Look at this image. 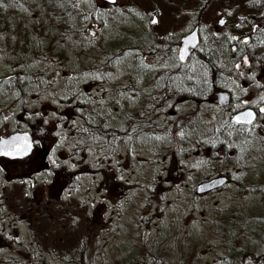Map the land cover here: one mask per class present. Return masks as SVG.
<instances>
[{
  "label": "rangeland",
  "instance_id": "1",
  "mask_svg": "<svg viewBox=\"0 0 264 264\" xmlns=\"http://www.w3.org/2000/svg\"><path fill=\"white\" fill-rule=\"evenodd\" d=\"M11 1L25 26L27 0ZM74 1L88 14L74 23L60 0L43 6L40 56L0 50V76L21 73L0 86V138L26 130L36 142L30 159L0 157V264H212L229 246L258 254L257 228L243 220L259 211L264 180L243 157L249 140L264 144L262 49L223 65L225 107L214 93L205 102L164 95L173 76L212 81L202 54L250 30L236 21L241 9L230 0ZM181 8L202 26L185 64L163 37ZM247 107L258 117L236 129L229 118ZM222 176L221 187L196 192Z\"/></svg>",
  "mask_w": 264,
  "mask_h": 264
},
{
  "label": "trees",
  "instance_id": "2",
  "mask_svg": "<svg viewBox=\"0 0 264 264\" xmlns=\"http://www.w3.org/2000/svg\"><path fill=\"white\" fill-rule=\"evenodd\" d=\"M19 1L23 2L24 0ZM56 1L57 0H42L41 5L38 0H27V5L30 7V14L27 19L26 25H21V27H19V20L13 18L14 13L12 11L11 13H9L10 5L13 6L15 3L11 0H0V50L3 48L7 49L8 51L14 53V55H16L17 57L21 58L28 54L40 56V54H42L46 49L43 48L42 42V34L46 27V21H44L42 17V8L44 5L51 7L55 5L57 6L59 3H56ZM230 1L233 3V8L241 9L244 16L239 17L238 21L243 25V27H249L253 22H257L258 24H260V26L256 30V32L252 34L250 41L246 45L240 42H235L234 40H228L226 45L221 48H206L205 53L202 54V58H204L203 65L205 66L202 68H204V71L207 72L206 75H208L210 72L213 73L214 76L211 82L207 81L206 77H204L203 74L198 73L197 71L184 75V77L182 76V78L181 76H173L172 78H170L172 84L175 86L178 92L186 91L188 96L195 95L196 98H194L196 101L200 98L201 94H203L205 99H207V96H210V93H213L217 89H228L227 83L224 81V78L221 79L220 70L222 69L223 65L228 64V62H238L245 55V51H247L249 47H260L262 49V52L259 54L258 59L262 62L264 61V0ZM60 2L64 4H61L60 6L62 11L65 9L67 10V21L70 18L72 20V23H74L77 19L82 20L88 17V14L85 13L87 16L86 17L84 15V12H82L83 9H81L82 11H80L75 7L74 0H60ZM72 11H74L75 13H73ZM58 18V16L55 18L53 16H50V19L52 21H56V19ZM62 18H64V16H62ZM13 28H19V35H15V38L12 34ZM235 29L239 30L238 28ZM25 35H29L28 37H33L36 39L29 40V38H25ZM235 43L236 49L232 50V44ZM208 70H210V72ZM235 127L236 129L238 128V126ZM219 134L223 137L225 136V132H220ZM258 144H255L253 141L249 140V145L246 146V149H248L249 152H247V154L245 155L246 158L243 157V163L248 162L250 164L248 166L258 169L257 172H254V174H257L260 179L264 180V146ZM252 146H254V148H251ZM251 163L253 165H251ZM263 216L264 194L261 198L259 211L252 215H248L247 218H244L243 220V223L252 224V227L257 228V230H254V232H256V235L260 240V252L258 254L255 255L254 253L246 249H241L239 252H235L237 250L234 247L229 246L227 254H225L220 259H217L212 264H243V257L245 255L246 257H250L254 262L259 261L258 258L264 256V230L263 228L257 226V224L258 219H263ZM188 264L201 263H198L197 261H191Z\"/></svg>",
  "mask_w": 264,
  "mask_h": 264
},
{
  "label": "water",
  "instance_id": "3",
  "mask_svg": "<svg viewBox=\"0 0 264 264\" xmlns=\"http://www.w3.org/2000/svg\"><path fill=\"white\" fill-rule=\"evenodd\" d=\"M108 3H115L117 0H104ZM153 21H157L156 15H154L151 20L150 24H153ZM225 19L221 18L219 20V24H224ZM255 27V25H254ZM254 30V28H253ZM249 40V37L246 36L243 38L244 43H247ZM199 44V34H198V27L195 26L194 29L189 32L187 35L183 36L179 47H178V53L177 57L180 63H184L187 58L192 54V52L196 49V47ZM181 56H183V59H181ZM14 74L7 75L5 77L0 76V82L10 79L13 77ZM230 100V93L228 91H218L216 93L215 102L221 106H227L229 104ZM251 113V116H248L247 114ZM257 118V113L255 109L251 107H247L241 110H238L234 112L230 120L236 125H251L255 122ZM251 121L249 123L248 121ZM33 143L31 139V135L28 131H19L11 133L7 136L0 138V156H6L9 158H23L30 154L31 150L33 149ZM226 177H216L212 178L210 180H206L204 182H201L197 186V193H204L207 191H211L213 189H216L220 186H222L226 182Z\"/></svg>",
  "mask_w": 264,
  "mask_h": 264
},
{
  "label": "flooded vegetation",
  "instance_id": "4",
  "mask_svg": "<svg viewBox=\"0 0 264 264\" xmlns=\"http://www.w3.org/2000/svg\"><path fill=\"white\" fill-rule=\"evenodd\" d=\"M204 6H205V4H203ZM182 12L179 14V15H174V14H172V15H170L171 17H170V21H169V24H168V26H167V29H166V33H165V35L163 36L164 38H165V40L168 42V43H170V47H171V49H172V51H173V53H174V55H175V58L176 59H178L177 58V51H178V47H179V44H180V41H181V39H182V37L183 36H185V35H187L189 32H191L193 29H194V27L195 26H197L198 27V34H199V44H198V46L196 47V49L192 52V54L188 57V59H187V61H186V63L190 60V58L195 54V52L197 51V49L200 47V33H201V31H202V26L200 25V23L197 21V22H193L192 24H190L189 23V21H188V19H187V13H186V10L187 9H180ZM202 11V10H201ZM154 15H156V17H157V21L155 22V23H153V24H150L151 26H154V27H157L158 26V22H159V20H158V15H157V13H156V10L155 11H153L152 12V15H151V18L154 16ZM231 15V13H228V14H225V15H223L221 18H224L225 19V22H224V24L226 23V21H227V19H228V16H230ZM239 16L240 17H242V16H244L242 13H240L239 14ZM220 18V19H221ZM219 19V20H220ZM219 20H218V24H219ZM236 21H238V19L236 20ZM239 22V21H238ZM224 24H219L220 26H223ZM241 25V24H240ZM254 25H255V27H254ZM242 26V25H241ZM190 27H191V29H190ZM250 30H246L245 32H244V35L242 36V37H240V38H238L240 35H242V34H238L237 35V37H233L234 39V41L235 42H240V43H243L244 41H243V38L244 37H246V36H248L249 37V40H250V38H251V36H252V34H254L255 32H256V30H257V28L259 27V24L257 23V22H253L250 26ZM249 27H246L245 26V28H249ZM253 28H254V30H253ZM249 40H248V42H249ZM247 42V43H248ZM236 49V43L234 44V45H232V50H235ZM175 59V60H176ZM13 78L14 77H12V78H10V79H8V80H13ZM7 80H4V81H2V82H0V86H2L3 84H6L5 82H6ZM167 86H166V90L168 91V92H166L164 95L168 98V99H173V98H175V97H178V96H181L182 98L184 97V98H188V99H191V100H195V95H191V96H188L187 95V93H186V91H181V92H178V90L175 88V86L172 84V83H169V84H166ZM221 90H223V91H228L229 92V89H217V90H215L213 93H210L211 95L213 94V95H215V98H216V93L218 92V91H221ZM230 93V92H229ZM210 95V96H211ZM193 96V97H192ZM199 96V95H198ZM195 97V98H194ZM207 97H209V96H207ZM215 98L213 99V101H214V103H216L215 102ZM208 99H205V97H204V95L203 94H201L200 95V98L199 99H197V101H199V102H205V101H207ZM231 102V94H230V100H229V103ZM217 104V103H216ZM30 135H31V139H32V143H33V149L31 150V152H30V154H28L27 156H25V157H23V158H14V159H23V160H27V159H30V157L33 155V152H34V149H35V146H36V142H35V139H34V137H33V135L30 133ZM1 157H4V158H9V157H6V156H1ZM9 159H11V158H9ZM41 200H39L38 199V201H36V203H39ZM30 203V202H29Z\"/></svg>",
  "mask_w": 264,
  "mask_h": 264
},
{
  "label": "snow or ice",
  "instance_id": "5",
  "mask_svg": "<svg viewBox=\"0 0 264 264\" xmlns=\"http://www.w3.org/2000/svg\"><path fill=\"white\" fill-rule=\"evenodd\" d=\"M153 23H155V21H153ZM181 59H183V56H181ZM261 111H264V109H261ZM247 115H248V116H251V113H248ZM248 122L251 123L250 120H249Z\"/></svg>",
  "mask_w": 264,
  "mask_h": 264
}]
</instances>
